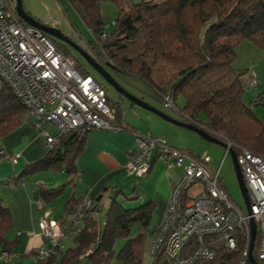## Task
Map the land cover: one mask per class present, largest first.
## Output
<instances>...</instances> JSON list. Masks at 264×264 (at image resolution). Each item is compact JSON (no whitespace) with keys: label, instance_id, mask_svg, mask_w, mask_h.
I'll return each mask as SVG.
<instances>
[{"label":"trees","instance_id":"1","mask_svg":"<svg viewBox=\"0 0 264 264\" xmlns=\"http://www.w3.org/2000/svg\"><path fill=\"white\" fill-rule=\"evenodd\" d=\"M65 1L93 35L97 43L94 57L99 62L111 65L121 74L138 78L161 100L170 93L182 113L229 142L233 149L245 148L264 156V123L243 101L246 89L243 78L250 69L238 70L233 66L237 57L236 47L241 41L247 40L264 51V0ZM102 1H110L119 9L118 17L109 23L100 13ZM103 34L106 36L102 37ZM49 38L58 50L69 56L59 41ZM76 63L75 67L84 74L85 71ZM253 76L257 85L252 86L250 81L248 85L258 88L259 79L250 71L249 78ZM178 97L184 101L182 107L177 105ZM253 103L264 107V90L258 93ZM23 112L20 101L3 83L0 87V136L18 125ZM112 112L115 121L118 120L119 112ZM87 133L78 130L66 133L54 149L47 151L44 159L25 165L20 175L11 180L12 183L19 184L29 175L50 168H64L70 174L76 173L75 160L84 148ZM63 187L41 186L39 197L42 207L53 202L63 192ZM188 191V187L180 191L179 213L190 199ZM119 193L123 199H119ZM80 198L71 197L66 202L69 215ZM135 198L121 192L111 197L108 204L101 202V195L92 198L94 206L87 211L80 232L70 238V246L57 247L48 258L37 259L36 264H76L82 259H88L89 264H111L113 261L142 264L149 252L151 238L148 228L155 204L125 205V201ZM10 226V213L0 198V244L4 246L7 243L5 233ZM137 226L140 231L132 233ZM234 233L236 245L233 249H226L218 243L216 236H194L182 251V256L200 245L217 241L212 244L216 256L207 264H237L246 246V237L239 229ZM118 241H123V244L116 251ZM258 244L257 236L253 252L255 258ZM90 248L92 251L81 257ZM149 254L151 264L171 263L163 249Z\"/></svg>","mask_w":264,"mask_h":264},{"label":"built area","instance_id":"2","mask_svg":"<svg viewBox=\"0 0 264 264\" xmlns=\"http://www.w3.org/2000/svg\"><path fill=\"white\" fill-rule=\"evenodd\" d=\"M3 83L32 118V124L42 136L46 151L54 149L59 139L73 130L89 132L92 129H122L114 120L105 86L92 76L81 74L75 68L74 61L59 51L43 32L23 25L9 0H0V85ZM250 84L257 85L254 76ZM162 105L181 114L193 125L201 126L175 106L170 93L162 97ZM47 124L56 126L57 132L51 134L45 127ZM135 143L137 149L128 154L125 164L127 171L134 177L146 175L154 157L169 167H184L172 191L165 219L153 232L150 253L163 249L170 258V264H207L216 256L213 242L200 245L183 257L182 251L190 239L194 236H216L218 243L230 250L236 245L234 231L239 229L246 237V246L237 264H247L249 216L235 205L219 184V172L211 173L208 170L209 157L197 158L184 149L170 145L164 137L138 136ZM234 150L248 190L251 216L257 225L259 244L256 258L264 264V156L245 148ZM3 155L5 152L0 150V156ZM7 158L16 162L18 155H8ZM200 182L204 185L201 194L191 197L179 213L180 191ZM42 205L40 201L39 206ZM93 206L91 198L81 197L68 219L61 223L44 214L38 226L46 244L37 249L36 257L45 259L57 247L64 248V241L80 232L87 211ZM91 251L90 248L81 257ZM9 257L10 253L2 252L1 258L6 260Z\"/></svg>","mask_w":264,"mask_h":264},{"label":"crops","instance_id":"3","mask_svg":"<svg viewBox=\"0 0 264 264\" xmlns=\"http://www.w3.org/2000/svg\"><path fill=\"white\" fill-rule=\"evenodd\" d=\"M66 57L70 58V56ZM95 59L97 60V58ZM100 63L105 64L104 62ZM243 69L246 68L242 67L238 70ZM247 69L251 71L250 66H247ZM109 71L121 76L120 79L132 90L131 93L134 96L147 101L151 105V101L153 100L162 105V100L157 94L138 78L121 74L113 68H110ZM250 71L248 72L249 76ZM253 73H256L260 87V83L263 81L262 74L259 76L257 71ZM84 74L92 76L87 71ZM101 83L105 86L108 104L111 110L119 112L118 120L115 122L122 129L117 131L90 130L86 134L84 148L75 160L76 173L70 174L64 168H50L45 171L52 170L56 175L35 172L19 184H13L11 180L20 175L25 165L45 158L46 150L44 148L43 138L35 128V125L32 124L31 119H29L30 115L25 109L18 125L6 134L0 136V150L5 152V155L0 156V198L2 199L3 205L8 209L11 218V226L5 233L6 246L0 244V264H36L38 259L36 257L37 249L46 244V240L40 234L38 226L39 220L44 214H47L49 218L57 222L66 221L69 214L65 208V204L71 197L77 199L80 196H84L92 199L101 195V202L105 203L106 198L110 200L111 197L121 192L129 197H136V200L130 202L133 203L130 206H135L136 203L153 202L155 208L148 228V235L152 238L155 228L162 224L165 219L172 191L181 178L184 167L183 165L169 167L167 163L154 157L151 168L146 175L140 178L132 176L125 168V164L128 154L137 149L135 140L138 136L164 137L170 145L184 149L197 158L204 156H202V153L206 152L203 149H207L208 151L209 149L222 148L216 144L208 145L207 142L209 141L183 127L174 125L180 129L190 131L194 136H183L186 140H182L180 138L181 136L177 138L181 131L179 129L172 130V125L160 121H157L160 124V128L151 127L146 123L145 118L150 120L154 125L155 117L145 115L133 109L132 102L124 98L120 93V96H117L114 100L109 98L106 84L104 82ZM147 98L149 100H146ZM182 104H184V101ZM127 108H130L128 112ZM177 115L179 118H175V116L171 117L190 123L181 114ZM51 125L47 124L45 127L51 134H55L57 128L52 125L54 129L52 131V128H49ZM188 139H190V142L187 141ZM8 155H18L17 161L12 162L7 158ZM205 156L209 155L206 154ZM218 157L219 154L217 151L210 150L207 168L211 173H215L216 171L220 172L219 165L216 166ZM60 185H64L63 192L53 202L46 204L44 208L40 207L39 202L41 199L39 197V190L41 186L55 188ZM220 185L225 189L223 184L220 183ZM203 189V183L194 184L189 189L188 196L191 198L201 194ZM119 195L121 194L119 193L117 196L119 197ZM138 231H140V227L137 226L133 228L132 233L135 234ZM70 238L66 240L69 241ZM65 241L64 248L67 247ZM4 251L10 253L11 257L6 260L1 258V254Z\"/></svg>","mask_w":264,"mask_h":264},{"label":"rangeland","instance_id":"4","mask_svg":"<svg viewBox=\"0 0 264 264\" xmlns=\"http://www.w3.org/2000/svg\"><path fill=\"white\" fill-rule=\"evenodd\" d=\"M9 1L15 6V0H9ZM22 4H23L24 10L31 17H33L34 19H37L43 24L59 29L64 35L69 37L78 47L82 48L90 55L95 56L94 50L97 48V43L93 35L86 28L84 23L81 21V19L77 16V14L73 11L71 6L65 0H22ZM100 13H101L103 20L109 23L111 20H115L118 17L119 9L114 3L110 1H102L100 5ZM58 43L62 44L63 47L67 49L68 55L70 56V58L72 57L71 59H73L75 63L77 61L82 70L89 72L98 81L104 82L103 79L84 61V59L76 51L70 49L67 45H65L62 42H58ZM236 54H237V57H236L235 62L233 63L234 68L240 69L242 67H245L247 69V66H250L251 71L253 72L257 71L259 73V76L260 74H262L263 81H261L260 83L261 85L258 88L257 87L250 88V86L248 85L249 75L247 74L244 76L243 83L246 89L243 94V101L245 104L251 107L255 116L261 122L264 123V107L262 105H254L253 103V99L258 95V93L264 90V51L257 48L253 43L245 40L237 45ZM110 72L119 84L125 87L127 91L129 89L130 93L132 92V90L125 83H123V81L120 79L121 76L117 75L115 72L114 73H112V71ZM106 87H107L109 98L114 100L117 98V96H120L119 93L115 89L110 87L109 85L106 84ZM146 100H149V99L147 98ZM151 103L152 105L149 103L151 106L166 113L167 115L175 116V118H179V116L177 115L178 113L176 114V112L172 110L165 109L161 105V103L155 100L151 101ZM182 103H183L182 98L178 97L177 98L178 106L182 107L183 106ZM133 104L131 103V105L133 106V109L138 110L141 113H144L145 115H150L152 117H155L154 125L151 123L150 120L145 118L146 123H148L151 127L160 128V124L157 122V121H160L162 123H166V124L169 123L170 125H172L171 126L172 130L179 129L181 132L178 136L176 135L177 138L181 136L180 138H182V140H186V138L183 136H187V137H191L192 135L194 136V134L191 133L190 131L180 129L174 126L172 123L166 121L162 117L158 116L157 114L151 111H147L143 109V107H140L136 104L134 105ZM129 110L130 108H127V112ZM143 125L145 126L144 123ZM49 128H52L51 130L54 131L52 125L49 126ZM189 140L190 139H188L187 141L190 142ZM207 143L208 145H215L214 143H211V142H207ZM203 150L206 153H202V156L203 155L205 156L206 154H208L209 155L208 157H210V150L218 152L219 157H218V163L216 165V166L219 165V168H220L218 182L219 184L221 183L224 185L225 190L228 192L230 197L233 199V202L235 203V205H237L238 208L243 213H246L244 201L240 193V190L238 188V184L236 181V177H235V173H234V169L232 165V160H231L229 153L225 154L224 148L209 149L208 151L207 149H203ZM39 173H43V174L48 173V174L56 175V173L52 172V170L40 171ZM123 198L124 196L119 195V199H123ZM133 200L134 199H132L130 202H132ZM104 202L107 204L109 202V199L106 198ZM130 202L125 201V205H133V203H130ZM137 204L139 205V203H136V205ZM216 242L217 241H214L213 243H216ZM65 243L67 244V246H70L69 244H71L70 240L69 241L66 240ZM122 244H123V241H118L115 244V250L118 251L120 247L122 246ZM254 249H255V245H254ZM149 253L150 252H148V254L146 255L144 262L142 264H151L152 257L150 256ZM76 264H89V261L88 259H82V260H79ZM111 264H118V263L113 261Z\"/></svg>","mask_w":264,"mask_h":264},{"label":"water","instance_id":"5","mask_svg":"<svg viewBox=\"0 0 264 264\" xmlns=\"http://www.w3.org/2000/svg\"><path fill=\"white\" fill-rule=\"evenodd\" d=\"M15 11L17 13V16L22 20L25 24L32 26L41 32H43L45 35L60 41L64 44H66L69 48L72 50L76 51L83 59L84 61L103 79V81L115 89L118 93H120L124 98L128 99L130 102L143 107L144 109L151 111L158 116L162 117L166 121L172 123L173 125L183 127L185 129H189L202 137L203 139L214 143L216 145L221 146L222 148L227 151L231 157L232 160V165L236 177V181L238 184V188L240 190V193L242 195L244 205H245V210L246 214L249 216L248 217V225L250 228V240H249V248H248V262L249 264H261L259 263L254 255H253V250H254V245L256 241V236H257V225L254 220V218L251 216V208H250V199L248 195V190L244 181V177L242 175L240 166L238 165L237 162V157L236 153L229 145L228 142L222 140L220 137L217 135L211 133L207 129L201 127V126H196L191 123H186L183 121H179L166 113L156 109L155 107L151 106L149 103L145 102L143 99H140L136 96H134L132 93L127 91L121 84H119L113 75L110 73L109 69L112 68L111 65L109 64H102L98 62L92 55L87 53L85 50L82 48L78 47L69 37L64 35L59 29L48 26L46 24H43L42 22L38 21L37 19H34L31 17L23 8L22 0H15Z\"/></svg>","mask_w":264,"mask_h":264},{"label":"clouds","instance_id":"6","mask_svg":"<svg viewBox=\"0 0 264 264\" xmlns=\"http://www.w3.org/2000/svg\"><path fill=\"white\" fill-rule=\"evenodd\" d=\"M17 14V13H16ZM49 37V36H48ZM66 45V44H65ZM71 49V48H70ZM229 143V142H228ZM235 151V150H234ZM46 153H47V151H46ZM228 152L227 151H225V154H227ZM236 153V152H235ZM228 193V192H227ZM257 237V236H256ZM150 252V251H149ZM86 256V255H85ZM84 257V256H83ZM256 259V258H255ZM257 260V259H256ZM258 261V260H257ZM259 262V261H258ZM249 263V262H248ZM260 263V262H259Z\"/></svg>","mask_w":264,"mask_h":264},{"label":"flooded vegetation","instance_id":"7","mask_svg":"<svg viewBox=\"0 0 264 264\" xmlns=\"http://www.w3.org/2000/svg\"><path fill=\"white\" fill-rule=\"evenodd\" d=\"M60 42V41H59Z\"/></svg>","mask_w":264,"mask_h":264}]
</instances>
